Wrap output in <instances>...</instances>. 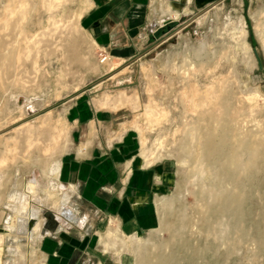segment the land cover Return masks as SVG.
<instances>
[{
    "label": "rangeland",
    "instance_id": "rangeland-1",
    "mask_svg": "<svg viewBox=\"0 0 264 264\" xmlns=\"http://www.w3.org/2000/svg\"><path fill=\"white\" fill-rule=\"evenodd\" d=\"M9 2L16 13L3 41L25 55L17 69L9 56L0 74V264H39L32 227L39 221L49 230L65 218L59 207L72 206L59 182L61 159L87 162L99 145L117 168L130 161L137 176L161 180L154 223L122 246L133 264H264V0H218L199 11L183 0H151L139 49L136 42L130 57L104 63L86 19L93 0L79 18L83 0ZM212 95L219 110L208 105ZM208 132L223 148L215 159L203 149ZM50 138L58 143L53 157L43 150ZM50 160L59 163L53 175ZM28 185L29 207L39 212L19 232L11 195L28 194ZM227 194L240 198L239 209L221 210ZM81 218L74 211L70 221Z\"/></svg>",
    "mask_w": 264,
    "mask_h": 264
},
{
    "label": "crops",
    "instance_id": "crops-1",
    "mask_svg": "<svg viewBox=\"0 0 264 264\" xmlns=\"http://www.w3.org/2000/svg\"><path fill=\"white\" fill-rule=\"evenodd\" d=\"M217 1L183 0L198 11ZM93 2L86 19L92 24L98 43L113 57L125 59L133 55L136 42L138 50L144 40L151 0ZM165 9L170 11V5ZM172 15L179 18L180 12L172 10ZM100 149L101 145L91 148L89 154L93 157L87 162L77 156L61 159L59 182L68 188L72 206L68 212L59 207L65 218L59 217L60 222L55 218L49 230L41 232L39 221L32 227L31 235L40 237L36 244L39 264H133V258L123 247L128 246L127 238L130 241L131 235L154 223L156 206L152 204L161 180L150 173L146 178L139 174V178L130 161L124 168H117L112 158L104 160L106 152ZM124 171L126 175L121 177ZM74 211L82 215L80 225L70 221Z\"/></svg>",
    "mask_w": 264,
    "mask_h": 264
},
{
    "label": "bare ground",
    "instance_id": "bare-ground-1",
    "mask_svg": "<svg viewBox=\"0 0 264 264\" xmlns=\"http://www.w3.org/2000/svg\"><path fill=\"white\" fill-rule=\"evenodd\" d=\"M10 0H1V2L0 3H3L2 4V6H0V12H2L3 13V17H4V19L3 20H1V15H0V25H2V27L0 26V52H3L4 53V56L2 57V61H1V64H0V74L2 73V72H4L5 71V62H6V60L8 59V57L9 56H11L12 58L14 57V59H15V62L13 63V65H14V67L17 69V67L19 66V59L20 58H22L25 54L24 53H21V49L18 47V46H15V45H12V44H10V43H8V42H5V41H3L4 39H3V34H1V32L2 31H4V29H5V27L6 26H9L10 24H11V22H12V16L14 15L15 16V13H16V10L14 9V7H12L11 6V3L9 2ZM13 4V3H12ZM90 4H91V0H83V7L75 14V16L77 17V18H79L80 16H81V14H82V12L87 8V7H89L90 6ZM1 5V4H0ZM15 6V5H14ZM18 9H22V8H18ZM17 9V10H18ZM30 10V9H29ZM17 12H19L20 13V16H21V21H19V19L17 20V22H18V24H27L28 23V18L26 17V12L25 11H17ZM174 16L176 17V16H178V14L176 13V14H174ZM75 19V18H74ZM78 20V19H77ZM20 22V23H19ZM30 22V21H29ZM25 28H23V27H21L20 28V33H22L23 34V42L26 44V46L28 45H30L29 44V42L30 41H28L27 40V34L25 33ZM36 34H38V33H36ZM31 35V34H30ZM35 36V35H34ZM21 37H22V35H21ZM34 38V37H33ZM39 39V38H38ZM37 39V40H38ZM31 40V39H30ZM18 41V40H17ZM39 43V42H38ZM57 43V42H56ZM10 45H12V47H11V49H8V47L10 46ZM36 49H37V46H36ZM30 50V49H29ZM29 50L27 51V53H29ZM37 51V50H36ZM25 52V51H24ZM27 56H29L28 54H27ZM11 58V59H12ZM112 58V57H111ZM111 58L109 59V60H111ZM22 60V59H21ZM108 60V61H109ZM21 63V62H20ZM4 65V66H3ZM10 66V65H9ZM7 70V69H6ZM4 74H5V72H4ZM19 79V78H18ZM16 81H17V79H16ZM19 81V80H18ZM17 81V82H18ZM22 81H24V80H22ZM21 81V82H22ZM26 81H27V79H26ZM20 82V81H19ZM34 83V82H33ZM21 84V83H20ZM24 84V83H23ZM26 84V83H25ZM222 84V83H221ZM28 85V84H27ZM21 88H23L22 86H21ZM24 90H25V88H24ZM220 100H221V98H219V96L217 97L216 95L215 96H211L210 97V99H209V101H208V105L209 106H213V111H215L216 110V108L218 109V107L220 106ZM194 106H195V104H194ZM216 107V108H215ZM194 108V107H193ZM202 108V107H201ZM194 110V112H195V110L196 109H193ZM219 110V109H218ZM152 111V109H151V107H149V106H146V115L147 114H149L150 112ZM218 112V111H217ZM206 113V112H205ZM219 113V112H218ZM217 113V114H218ZM196 114V113H195ZM224 117V116H223ZM202 118V117H201ZM217 118V117H216ZM203 119V118H202ZM214 121H216V120H214ZM23 126L24 125H21L20 127H16V129H15V133L17 132V131H19V130H21L22 128H23ZM237 127V126H236ZM36 129V127H33V128H31V130H29V127H28V131H29V133L30 134H33V132H34V130ZM208 130V129H207ZM209 131V130H208ZM208 135H207V137H206V141H205V144H204V146H203V149H204V151H205V153H206V155H207V157L208 158H210V159H215V158H217L218 156H220L221 154H222V152H223V148H222V145L221 144H219V142H217V140H215L214 139V137H213V133L212 132H208L207 133ZM203 140H204V138H203ZM262 142V141H261ZM57 142L56 141H54V140H52V138H50V142L49 143H47V145L45 146V147H43V150L47 153H49L50 155H51V157H53V156H55V152H56V147H57ZM61 148V147H60ZM224 154V153H223ZM255 154V153H254ZM222 156V155H221ZM233 160V159H232ZM37 161L38 162H44L45 163V161L44 160H42L41 158H37ZM242 161H244V159L242 160ZM50 163L47 165V169H46V174L47 175H53V174H56L57 172H58V170H59V163L57 162V161H53V160H50L49 161ZM241 162V161H240ZM247 165L248 166H250V165H252V162H251V160H249L248 162H247ZM232 166V165H231ZM245 166H246V164H245ZM255 166V165H254ZM242 172V171H241ZM225 173V175L227 176V178H229V179H233V172L231 171V170H228V168H227V171L226 172H224ZM223 173V174H224ZM222 174V173H221ZM217 178V177H216ZM0 180H3V178H2V175L0 174ZM234 180V179H233ZM37 181L35 180V179H32L31 181H30V183H36ZM40 185V184H39ZM27 189H28V194L31 192V188H30V185H28L27 186ZM27 193H25V194H21L20 196H19V198H17V194L16 193H12V195H11V199L13 200V201H15V200H17V202H18V205H19V209H18V214H17V219H16V222H17V229H18V231L19 232H21V230H23L24 229V227H25V224H26V221L27 220H29L30 218H36L37 216H38V210L37 209H31L30 207H29V201H30V195H28ZM241 194V193H240ZM219 196V195H218ZM226 196V202L225 203H222V205L220 206L221 207V210H223V211H230V209L231 208H233V209H236V208H238L239 207V205H240V203H241V200H240V198H237V199H235L234 200V202H232L231 201V197H233V196H230V194H227V195H225ZM236 196V195H235ZM238 196V195H237ZM222 197V196H221ZM241 197V196H240ZM242 198V197H241ZM228 199H229V201H228ZM35 201L37 202V203H40V198L39 197H36L35 198ZM222 202V201H221ZM241 206V205H240ZM219 207V208H220ZM243 207V206H242ZM216 208V207H215ZM239 209V208H238ZM219 210L220 209H218V210H216V211H218L219 212ZM220 210V211H221ZM239 211V210H238ZM233 212V211H232ZM225 213V212H224ZM218 214V213H217ZM216 217V216H215ZM221 221V220H220ZM211 221H210V218H206V224H207V229H209V226H211ZM212 227V226H211ZM8 230H11V227H8ZM156 258V257H155ZM158 258V257H157ZM151 262V261H150ZM153 262V261H152ZM155 262V261H154ZM158 263V262H157ZM163 264V263H162Z\"/></svg>",
    "mask_w": 264,
    "mask_h": 264
},
{
    "label": "built area",
    "instance_id": "built-area-1",
    "mask_svg": "<svg viewBox=\"0 0 264 264\" xmlns=\"http://www.w3.org/2000/svg\"><path fill=\"white\" fill-rule=\"evenodd\" d=\"M99 56H100L99 59L100 63H104L112 57L111 54L105 49L100 52Z\"/></svg>",
    "mask_w": 264,
    "mask_h": 264
},
{
    "label": "water",
    "instance_id": "water-1",
    "mask_svg": "<svg viewBox=\"0 0 264 264\" xmlns=\"http://www.w3.org/2000/svg\"><path fill=\"white\" fill-rule=\"evenodd\" d=\"M170 23H172V21L167 20V23H165V24H170ZM160 27H162V26H160ZM96 29H98V28H96ZM95 31L97 32V30H95Z\"/></svg>",
    "mask_w": 264,
    "mask_h": 264
}]
</instances>
